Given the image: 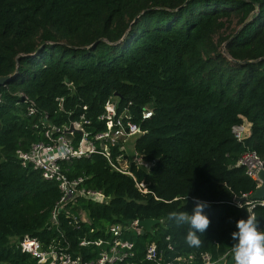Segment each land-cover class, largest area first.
I'll use <instances>...</instances> for the list:
<instances>
[{
    "label": "trees",
    "instance_id": "16d2710c",
    "mask_svg": "<svg viewBox=\"0 0 264 264\" xmlns=\"http://www.w3.org/2000/svg\"><path fill=\"white\" fill-rule=\"evenodd\" d=\"M5 76L0 264H38L19 249L25 236L39 241L42 251L67 240L71 252L91 260L100 249L79 247L80 240L110 239V225L145 219L160 223L125 236L135 243L137 261L153 242L166 253L170 244L173 257L194 256L195 264L203 254L234 264L236 222L255 215L264 231V207L233 202L258 187L238 165L242 154L255 152L264 167V0H0V78ZM111 101L140 128L133 149L151 165L131 164V176L118 173L100 154V143L90 157L62 164L69 179L84 178V187L108 199H80L67 207L75 215L85 212L89 223L80 229L65 212L50 228L57 184L23 168L17 152L45 141L46 123L81 126L93 138L106 130L99 117ZM147 108L152 115L142 119ZM240 124L248 135L238 142L232 127ZM68 136L74 144L81 138ZM110 153L119 155L116 146ZM193 198L209 205L204 214L210 226L199 247L186 244L187 224L168 219L171 212L191 215Z\"/></svg>",
    "mask_w": 264,
    "mask_h": 264
},
{
    "label": "built area",
    "instance_id": "2783aa9c",
    "mask_svg": "<svg viewBox=\"0 0 264 264\" xmlns=\"http://www.w3.org/2000/svg\"><path fill=\"white\" fill-rule=\"evenodd\" d=\"M33 113V111H32ZM127 109L117 112V102H108L103 114L99 117L100 121L105 122L106 130L97 133L89 139L82 131L81 126H75L74 131L66 134L69 127L57 128L47 123L44 124V139L33 144L28 151H18L17 158L23 168L31 167L41 172L42 178L46 181L55 182L60 192V198L54 206L48 225L50 228H56L59 224V214L65 212L69 218V224L80 229V224L89 223L88 218L83 210L78 214L71 213L67 207L77 205L78 200L84 199L92 202L104 203L108 198L104 193L98 190L88 189L83 186L84 178L69 179L63 172L62 164L72 161L73 159L88 158L97 152V143L103 145L100 154L107 160L109 166L118 173L130 175L129 167L134 164L137 168L149 169L150 165L143 162L142 158L135 152L133 159L127 162L125 156L129 152L128 144L131 138L136 139L142 134L140 128L131 122ZM142 119H149L152 110L147 108L142 111ZM81 131V138L77 144L73 143V134ZM232 134L236 141L241 142L248 135V129L245 124L235 125L232 127ZM116 146L119 155L112 158L110 148ZM134 151V150H133ZM239 166L245 168L246 175L252 180L258 182L257 173L264 169L262 160L253 151H245L238 161ZM141 191L143 185L136 184ZM251 207L256 205L264 207V199L250 202ZM93 230H91L92 232ZM107 234L110 239L99 238L97 240L79 241V247L92 245L99 248L97 257L91 260H85L80 254L71 252L70 243L63 240L64 244L59 241H52L45 251L41 250L39 241L34 238L25 236L19 242V249L22 253L28 254L37 259L38 264H195V258L192 255L183 257H173L170 252L173 247L168 244L166 251L159 249L155 243L145 245L143 249V258L136 260L135 243L125 236L127 234L138 236L143 235L139 226V221L134 220L129 224H113L107 228ZM62 237V236H61ZM63 238V237H62ZM169 238H166L168 241ZM221 259L212 261L207 254L200 256V264H218Z\"/></svg>",
    "mask_w": 264,
    "mask_h": 264
},
{
    "label": "clouds",
    "instance_id": "9594fccd",
    "mask_svg": "<svg viewBox=\"0 0 264 264\" xmlns=\"http://www.w3.org/2000/svg\"><path fill=\"white\" fill-rule=\"evenodd\" d=\"M193 205L191 215L185 211L171 212L168 219L178 227L187 224L186 244L199 247L202 244L200 236L210 226V220L204 214L209 205L196 198H193ZM235 227L237 230L231 233V239L235 241L231 246L234 264H264V231L259 230L255 215L248 214L246 219L238 220Z\"/></svg>",
    "mask_w": 264,
    "mask_h": 264
},
{
    "label": "water",
    "instance_id": "95a60500",
    "mask_svg": "<svg viewBox=\"0 0 264 264\" xmlns=\"http://www.w3.org/2000/svg\"><path fill=\"white\" fill-rule=\"evenodd\" d=\"M9 79H10L9 76L1 77L0 86H4L5 83L9 81ZM72 131H74V127L73 125H70V127L68 128V130L65 131V133L69 134ZM78 133L81 135L82 132L78 131ZM257 178L260 184L257 187V189L252 194H250L248 198H246L245 196L235 197L233 199L234 203L242 204L244 202H247V204H249L250 202L260 201L264 199V169L259 170V172L257 173ZM159 223L160 221H157L154 219H145V220L139 221V226L142 229V234H144L145 232H150L152 228Z\"/></svg>",
    "mask_w": 264,
    "mask_h": 264
},
{
    "label": "rangeland",
    "instance_id": "374dc122",
    "mask_svg": "<svg viewBox=\"0 0 264 264\" xmlns=\"http://www.w3.org/2000/svg\"><path fill=\"white\" fill-rule=\"evenodd\" d=\"M245 127L248 129V126L247 125H245ZM134 143H135V139L134 138H131L130 141H129V143H128L130 145V147H128L129 152L126 153L127 156H125L127 158V162H130V160L133 159V155H135L134 154V151H133L134 150L133 149ZM148 165H151V164H148Z\"/></svg>",
    "mask_w": 264,
    "mask_h": 264
}]
</instances>
